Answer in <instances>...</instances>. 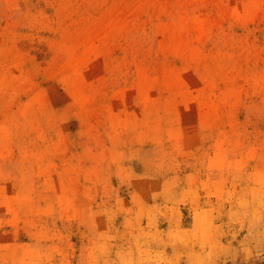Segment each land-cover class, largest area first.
Segmentation results:
<instances>
[{"label": "rangeland", "instance_id": "obj_1", "mask_svg": "<svg viewBox=\"0 0 264 264\" xmlns=\"http://www.w3.org/2000/svg\"><path fill=\"white\" fill-rule=\"evenodd\" d=\"M0 264H264V0H0Z\"/></svg>", "mask_w": 264, "mask_h": 264}]
</instances>
